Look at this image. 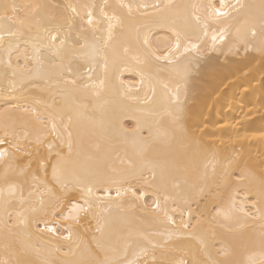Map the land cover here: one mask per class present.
<instances>
[{"label":"snow or ice","instance_id":"1","mask_svg":"<svg viewBox=\"0 0 264 264\" xmlns=\"http://www.w3.org/2000/svg\"><path fill=\"white\" fill-rule=\"evenodd\" d=\"M0 101V264H264V0H0Z\"/></svg>","mask_w":264,"mask_h":264},{"label":"bare ground","instance_id":"2","mask_svg":"<svg viewBox=\"0 0 264 264\" xmlns=\"http://www.w3.org/2000/svg\"><path fill=\"white\" fill-rule=\"evenodd\" d=\"M125 81H127L131 85H135L136 83V78L134 77L133 74L131 73H125L124 77ZM259 77H257V80ZM133 91H135V88H133ZM226 92H228L229 98L235 96L237 99H239V93L240 89L239 88H229L225 89ZM258 98V96H257ZM2 103V101H0ZM257 106H259L257 104ZM242 116L241 109H240V104L239 103H229L225 102L222 105H217L216 111L211 114V118L213 120H219L221 123L228 121V122H235L239 120ZM252 120H257V116H252ZM125 127L127 128H133L135 126V122L131 120L130 118L126 119L124 121ZM258 126V125H257ZM150 198V194H149Z\"/></svg>","mask_w":264,"mask_h":264}]
</instances>
